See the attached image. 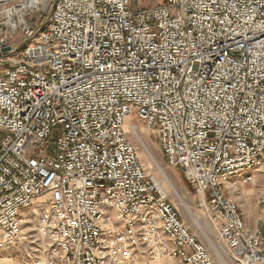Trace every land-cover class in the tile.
I'll use <instances>...</instances> for the list:
<instances>
[{"label": "built area", "instance_id": "built-area-1", "mask_svg": "<svg viewBox=\"0 0 264 264\" xmlns=\"http://www.w3.org/2000/svg\"><path fill=\"white\" fill-rule=\"evenodd\" d=\"M45 3L0 22L26 41L0 42V249L33 210L35 264H218L147 174L134 116L232 263L264 264V221L249 230L231 195L264 165V0H53L34 28Z\"/></svg>", "mask_w": 264, "mask_h": 264}, {"label": "rangeland", "instance_id": "rangeland-1", "mask_svg": "<svg viewBox=\"0 0 264 264\" xmlns=\"http://www.w3.org/2000/svg\"><path fill=\"white\" fill-rule=\"evenodd\" d=\"M23 1L24 0H10L7 2H0V22L7 17L8 12L13 11V8L17 7ZM52 1L53 0H48V3L44 4L41 12L27 17V21L30 22L32 27L41 28L42 25H44L49 15V8ZM156 1L157 0H133V6L137 8L155 7L152 6V4ZM166 1L167 0H164V2ZM2 39H6L8 44L13 47L19 46V50H22L26 44L25 37L20 30L8 33L4 32L0 37V42ZM133 125L137 127L138 132L137 136L130 133V140L135 145L147 174L155 177L156 180L161 183V186L169 198V202L177 208L182 220L197 237L199 242L207 248L213 259L218 264H223V262L225 264H233L226 249L216 235V231L213 229L203 211L197 207L196 194L188 185L182 170L180 168L169 167L166 164L155 135L148 133L144 124L137 121L134 116L128 120L126 128L131 131ZM139 140L143 142L146 149ZM150 155L154 160L150 158ZM232 182L235 183L236 186L235 190L232 189L231 195L237 200L240 206L247 228L251 231H255L262 226L264 221V209L259 204L260 197L264 195V165L256 174L253 183L244 184L240 178H236L232 180ZM170 185L173 186L185 204L190 208L193 216L198 220L202 231H200L190 219V216L177 199ZM38 217L39 211L33 210L27 211L23 215L22 240L19 244L9 249H0V264H35L38 259L42 258L41 246L43 245V238L38 231ZM209 242H211V244ZM212 246L218 250L223 261L217 256ZM150 264L182 263L178 259L162 258Z\"/></svg>", "mask_w": 264, "mask_h": 264}, {"label": "bare ground", "instance_id": "bare-ground-1", "mask_svg": "<svg viewBox=\"0 0 264 264\" xmlns=\"http://www.w3.org/2000/svg\"><path fill=\"white\" fill-rule=\"evenodd\" d=\"M129 120V119H128ZM128 122V121H127ZM126 125H127V123H126ZM127 129V128H126ZM139 139V138H138ZM139 142L142 144V146L146 149V147H145V145L143 144V142L141 141V140H139ZM150 158L152 159V160H154V158L150 155ZM165 180V179H164ZM167 181L169 182V180L167 179ZM158 182V181H157ZM160 185H161V183L160 182H158ZM171 184V183H170ZM171 187H172V190L174 191V193H175V195H176V197H177V199L180 201V203H181V205L183 206V208L186 210V212L188 213V215L190 216V219L193 221V223L196 225V227L200 230V231H202V229H201V226H200V224H199V222H198V220L193 216V214H192V212H191V210H190V208L185 204V202L183 201V199L181 198V196L178 194V192L173 188V186L172 185H170ZM161 188H162V191H163V193L166 195V192L164 191V189H163V187L161 186ZM208 240V239H207ZM209 241V240H208ZM210 244H211V242H209ZM212 248H214V250L216 251V254H217V256L220 258V260L221 261H223L222 260V257L220 256V253L218 252V250L214 247V246H212ZM225 264V263H224Z\"/></svg>", "mask_w": 264, "mask_h": 264}, {"label": "water", "instance_id": "water-1", "mask_svg": "<svg viewBox=\"0 0 264 264\" xmlns=\"http://www.w3.org/2000/svg\"><path fill=\"white\" fill-rule=\"evenodd\" d=\"M7 1H10V0H0V2H7ZM1 45L4 46L5 45V40H2L1 41ZM7 51H10V48H6L3 50V52H7Z\"/></svg>", "mask_w": 264, "mask_h": 264}, {"label": "crops", "instance_id": "crops-1", "mask_svg": "<svg viewBox=\"0 0 264 264\" xmlns=\"http://www.w3.org/2000/svg\"><path fill=\"white\" fill-rule=\"evenodd\" d=\"M164 3V0H157L155 3L152 4V6H159L162 5Z\"/></svg>", "mask_w": 264, "mask_h": 264}]
</instances>
